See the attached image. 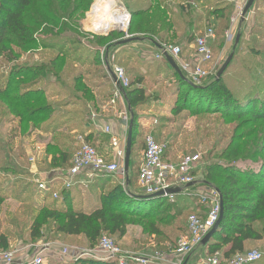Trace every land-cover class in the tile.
<instances>
[{"label":"trees","instance_id":"trees-1","mask_svg":"<svg viewBox=\"0 0 264 264\" xmlns=\"http://www.w3.org/2000/svg\"><path fill=\"white\" fill-rule=\"evenodd\" d=\"M168 1L170 0H138L137 4L135 0H124L126 10L132 17L130 35L138 22L136 33L143 37L137 42L119 45L124 38L123 33L114 32L108 37H102L83 32L81 21L91 9L94 0H0V57L17 62L20 52L37 50L54 54L47 65L34 69L37 74L32 68L15 65L9 72L6 83L0 85V105L6 107V117L8 115L18 120L21 130L29 126L35 128L39 122L49 121L52 107L48 104L50 97L47 96L44 88L33 90L27 88L28 86H14L12 78L22 77L26 73L27 76L34 78L41 77V74L44 77L52 75L66 90L64 79L67 78L68 69L73 64L85 67L90 61L83 60L82 56H78L74 61L67 58L68 51L77 46L82 47V42L79 40L81 35L96 39L95 45L98 47L104 43L105 63L127 67V69L123 68L130 78L126 101L131 108L134 131L126 187L117 184L111 187L114 183L112 179L114 175L98 176L89 182L86 188L91 192L97 188L111 187V190L102 194L97 203L91 207L82 205L85 186L71 190L63 189L59 191L57 199L53 197V192L57 190L52 188L45 198L44 208L34 218L31 239L39 240L43 236L48 237L52 234L72 243L77 238H82L92 247L105 234L120 240L126 236L127 227L134 216L154 218L157 213H161L163 215L156 221L162 223L169 218H175L176 210L181 209L178 213L182 215L186 200L199 197L196 189L200 186L218 191L224 208L218 229L204 247L208 254L221 252L224 259L230 261L246 251L247 242L264 241V34L259 36L261 32L258 33L257 27L251 32L249 40H246L243 34H239L240 39L233 51L232 63L222 77L217 80L216 74L198 86L190 85L167 62H163L165 70L162 80L169 82V87L165 90L160 89L158 94L147 96L144 87L145 77L141 73V67L145 65L142 61L144 59L130 46L140 41H148L159 46L169 44L181 47L185 56L189 45L204 32H201L203 16L198 17L195 22L191 20L187 25L180 14L177 15L172 11L171 3ZM191 2L193 4L189 3L185 9L190 8L191 5L198 7L201 3H209V0H191ZM223 17L224 20H228V16ZM170 33H175L179 37L169 38ZM253 37L256 39H252ZM172 39L178 40L179 44H171ZM218 41L217 38L213 44L214 53ZM237 48L239 53L246 51L247 55L238 68H234ZM76 51L80 52V50ZM88 51L92 54L97 52V48L91 47ZM122 62H124L123 66ZM149 65L151 68L159 63ZM154 72H161V67L158 71L149 70L148 74ZM109 76L107 71L101 80H107ZM84 77L74 80L76 91L84 100L94 102L96 100L94 92L87 87L89 83L84 81ZM31 82L32 80L29 79L28 83ZM153 100H165L171 103L172 110H176L175 113H181L183 110H198L197 112L200 113L218 114L222 119L221 126L227 128L231 134L227 146L216 158L212 159L215 154L213 151L210 152V158L202 172V180L189 189V192L195 191V193L177 194L174 203L167 198H145L138 189L141 154L144 150V144L142 147L138 146L140 116L152 111ZM61 108L86 110V106L82 105L81 101H74L71 98L65 100ZM155 118L158 124L154 133L159 141L167 120L162 117ZM62 123L54 126V132L61 130ZM90 139L91 136L88 135L85 141L90 142ZM95 141L97 138L94 139ZM5 147L10 148V145ZM72 159L73 156L69 152L58 153V158L52 159L51 170L67 171L72 165ZM10 169L12 167H3L0 161V178L2 179L3 172ZM3 191L0 189V213L9 199V194ZM172 208V213L175 215L170 214L171 211L166 213V209ZM160 209L162 210L158 212ZM47 226L50 228L48 229ZM155 232L158 234L157 230ZM8 249V238L1 234L0 250ZM83 260L85 259L79 260L77 264H117L115 261ZM252 264H264V256L262 255L259 261Z\"/></svg>","mask_w":264,"mask_h":264},{"label":"rangeland","instance_id":"rangeland-1","mask_svg":"<svg viewBox=\"0 0 264 264\" xmlns=\"http://www.w3.org/2000/svg\"><path fill=\"white\" fill-rule=\"evenodd\" d=\"M95 1L96 0H94L92 5H94ZM123 1L116 0V3L125 10L126 6ZM135 1L138 4V0ZM168 2L171 3L172 11L177 15L180 14L182 20L187 25L191 20L195 22L198 17L203 16L204 19L201 24V32L209 27L215 29L219 40L215 48V56L219 62L215 70V76L228 58L234 55L233 51L236 48V40L239 34H243L245 39L249 40L251 32L256 27L257 30H259L258 33L261 32L259 36L264 34V0L255 1L249 12L235 22L232 21L233 15L235 14V6L232 0H209V3H201L198 7L191 5L188 9H185V6H189V3L193 4L191 0H170ZM92 13L93 10L89 14L88 20L86 19V13L81 21L83 32L89 35L92 33H88L86 29L92 30V21L90 20ZM223 16H228V20H224ZM207 19L208 21H206ZM137 24H135L131 35L133 38H140L139 40H141L143 36L136 33ZM227 33L232 35V38L229 40H227L226 37ZM175 36L179 37L175 33H170L169 38ZM252 39H256V37ZM79 40L82 42V47L77 46V48L68 51L67 58L74 61L78 56H82L83 60L90 61L86 63L85 67L74 66L73 64L68 69L66 72L67 78H65L66 80L64 79L66 90L63 84L59 83L52 75L44 77L41 74V77L34 78V76H27L26 73L22 77L12 78L14 86H28L27 88L33 90L44 88L47 91V96L50 97L48 99V104L52 107L49 121L39 122L38 126H35V128L29 126L21 130L18 120L12 116L7 115L6 117V107L0 105V161L3 167H12L9 171L6 170L3 172L2 179L0 178V189L9 194V199L4 204L2 212L0 213V235L4 234L8 238V250L18 249L20 253L19 256H21L22 259H27L28 255H32L35 251L42 249L47 244L53 246L68 245L79 248V250L92 251L99 245L98 242L92 247L82 238H77V240L72 243L52 234L48 237L43 236V238L39 240L31 239L34 218L39 215V212L46 204V201L40 197L34 185L32 186V178L30 176L31 169H37L39 172H46L47 174L62 171L60 169L51 170L50 166L52 159L58 158V153L63 151L69 152L71 156H73L78 147L77 139L81 134H83L84 139L90 135V142H86L98 147L99 151L106 149V147L108 148L110 142V137L93 126L91 121V113L98 114L102 121L109 118V109L108 107L106 109V103L109 102V98H107V96H109V90L105 91V89H102L104 81L101 80L105 72H107L104 64L106 61V48L104 43L98 47L95 45L96 39L91 37L88 38L86 35H81ZM170 43L175 45L179 44V41H174L172 39ZM91 47L93 49L97 48V52H93V55L88 51ZM76 50H80V52ZM237 51L235 54V59L237 61L234 68H238L239 64L242 63L247 55L246 51L239 53V48H237ZM20 54L17 62L0 57V85L6 83V78H8L9 72L14 69L15 65H18V67L24 66L25 68H32L34 73H36L34 70L35 68H38V66L44 67V65H47L51 58L54 57L52 52H38L37 50L20 52ZM123 63L124 62L121 63L122 66ZM93 64L94 66H92ZM128 65L130 66L129 63ZM109 66L110 68L113 67L111 65ZM123 67L127 69V67ZM156 74L158 73L154 72L151 78H155ZM81 76H85L84 81H88L89 84L87 87L90 91L93 90L97 94V98L94 102L84 100L81 94L76 91L74 80ZM29 79L32 80L31 83H28ZM149 80L150 81L145 83L147 91L154 89V86L150 83L152 79ZM166 86L169 87V85L166 84L162 89L167 88ZM70 98L74 101H81V104L86 106V110L62 109V103ZM166 104H168V102ZM174 111L176 110H152L150 111L151 113L148 112L147 114L151 116L149 120L155 119V116L167 120V125L163 129L159 141L167 145L168 154L174 162L180 161L189 155L202 154L203 160L196 166V173H194L197 183L202 180V172L205 165L208 163L207 160L210 158V152L213 151L215 154L212 159L216 158L227 146L231 134L227 128L221 126L222 119L218 114L207 112L200 113L197 112L198 110H183L181 113H175ZM149 120H146L145 124H148ZM60 122H64L62 123L63 127L58 132H54V126ZM109 124L113 133H115L116 122L111 121ZM143 124L144 123L140 125V138L138 140V146L141 145V147L144 144V138L148 132L147 128L149 127V124ZM120 134H123V136L125 135L126 138L128 137V132L126 130L124 131V129ZM95 138H97V141L94 142ZM6 139H9V141L11 140V142L9 143L8 141L7 143ZM99 142L101 144H99ZM1 144H5V146L11 144V146L6 149L2 148ZM112 179L114 183L111 187L114 186V184L120 185L123 188L126 187L125 181L127 178L125 179L124 176L114 175ZM111 187L102 189L97 188L93 192L84 187L82 199L85 204L82 205L86 206L89 204L90 207L94 206L98 198L111 190ZM189 189L190 187L186 192H189ZM189 193H195V191H190ZM196 193L201 195L212 194V190L199 186L196 189ZM91 195H93L94 198H91ZM185 205L182 215L178 213L181 212V209L175 211L177 212L176 215L172 213L173 208L166 209V213L171 211L170 214L176 217L169 218L162 223L156 221L163 215L161 213H157V216L154 218L134 216L129 222L126 236L120 240L115 237L111 239L115 240L120 245L124 252V256L131 264H136L131 259L132 256H151L155 253L164 255V264H185L186 259L173 258V251L177 247L181 237L187 234L186 228L189 217L208 211L210 204H202L201 197H195L191 198V200H186ZM161 210L162 209L158 212ZM47 228L49 229L50 226H47ZM155 230L158 231V234ZM104 236L108 237L106 234ZM258 243L259 244H256L257 247L250 250H257L264 256V241ZM199 250L200 249H197L191 255H198ZM74 258L77 257L70 259L64 258L62 261L48 258L44 264H77L78 261L81 260H76ZM86 259L105 261L102 258H97V260L93 258ZM201 259L202 258L196 259L197 264H202Z\"/></svg>","mask_w":264,"mask_h":264},{"label":"built area","instance_id":"built-area-1","mask_svg":"<svg viewBox=\"0 0 264 264\" xmlns=\"http://www.w3.org/2000/svg\"><path fill=\"white\" fill-rule=\"evenodd\" d=\"M97 1V0H96ZM95 1V2H96ZM251 0H232L235 6V14L232 21L243 17L246 5ZM95 5V3H94ZM87 12L86 19L93 10V6ZM120 7V6H119ZM121 8V7H120ZM124 16L127 23L120 27L110 30L106 34H100L92 30L86 29L88 33L94 36L108 37L111 33L120 32L124 34L121 41L132 39L130 35V26L132 17L129 12L123 8ZM87 22V21H86ZM227 40L232 35L227 33ZM217 39L216 31L213 27L204 30L194 41L193 52L190 55L183 56L182 49L179 46L163 44L156 60L166 61L165 54L169 55L176 63L184 78L196 86L201 85L205 80L215 76V70L218 67L213 44ZM106 70L114 74L115 80L112 78L114 88L108 106L115 115V118L123 124L124 131L128 132L131 121V109L127 105L126 90L130 87V78L126 71L117 66L110 68L105 63ZM100 116L91 113V121L93 126L100 129L107 136H110V142L105 152H100L99 148L88 144L83 136L77 139L78 147L73 155L72 165L67 171L39 172L35 169L32 172V183L39 192L40 196L46 197L54 187L56 181L61 182V189L53 192L54 199L58 198L59 191L71 190L75 187L86 186L89 182L100 175H122L127 178L125 172V158L127 138L123 134L113 133L111 127L104 121L100 120ZM157 122L154 123V125ZM127 136V135H126ZM168 147L156 139L154 130H149L144 138V150L141 154V163L138 176V189L146 196H152L164 193V197L171 203L176 200V195L185 193L188 188L196 184V166L203 160L202 154L189 155L180 161L174 162L167 155ZM126 182V181H125ZM170 190H181L180 193L168 194ZM202 204H210L209 210L198 215H192L188 219L187 234L183 235L178 242L177 247L173 251V258L186 259L194 251L202 247L203 240L213 230L220 219L221 201L218 192L212 190V194L201 195ZM19 250H0V264H44L48 258H54L59 261L65 259H86V258H102L105 261H115L117 264H131L124 256V252L120 245L109 237H102L99 245L95 250H79L68 245H50L47 244L42 249L35 251L32 255H28L27 259L19 256ZM262 254L257 250L245 251L236 255L230 261H226L221 252L207 254L203 258L202 264H252L259 261ZM131 259L136 264H164V255L155 253L154 255L132 256Z\"/></svg>","mask_w":264,"mask_h":264},{"label":"crops","instance_id":"crops-1","mask_svg":"<svg viewBox=\"0 0 264 264\" xmlns=\"http://www.w3.org/2000/svg\"><path fill=\"white\" fill-rule=\"evenodd\" d=\"M193 44H194V42L193 43H191L190 45H189V50H188V53H187V56L188 55H190V53H191V51L193 50ZM131 48H133V50H135V51H137L138 53H139V55H141V57L144 59V60H142L144 63H145V65H143L142 67H141V73H143L144 74V77H145V83L146 82H148V81H150L149 79H152L151 80V84L154 86V89L153 90H150V91H147V89H146V91H147V96H153L154 94H158V93H160V89H162V87H164L166 84L167 85H169V82L167 83V82H165L164 80H162V78H163V74H164V70H165V64L163 63L164 61H158V60H156V55L159 53V50L160 49H158L156 46H155V44H153V43H151V42H148V41H145V42H139V43H135V44H132L131 46H130ZM129 47V48H130ZM140 47V48H139ZM155 62H158L159 63V65H154L153 67H151L150 68V65L149 64H154ZM168 63V62H167ZM147 65H149V67H147ZM160 67H161V72H158V73H161V74H156V76H155V78H151V75L152 74H148V71L150 70V71H158L159 69H160ZM154 69V70H153ZM145 83H144V87H145ZM102 89H105V91L107 90H109L108 91V95L109 96H107V98H109V100H110V98H111V96H112V92H113V88H114V83H113V80H112V78L109 76L108 78H107V80H104V84H102ZM167 87V86H166ZM146 88V87H145ZM101 89V90H102ZM166 88H164V89H162V90H165ZM100 90V89H99ZM97 91V90H96ZM153 91H156V92H153ZM94 92V91H93ZM94 95H95V99L97 98V94L94 92ZM106 103V102H105ZM109 103V102H108ZM108 103H106L107 104V106H106V109H107V107H108V109L109 110H111L110 108H109V106H108ZM127 103V102H126ZM167 102L164 100V101H162V100H157V101H154L153 100V102L151 103V105L153 106V108H151V110H172V104L170 103L169 104V102H168V104H166ZM127 105H129L128 103H127ZM108 110V112H109V118H107V117H105V118H107L104 122H106L109 126H110V122L112 121H115L116 122V128H115V133H118V134H120V132H123V129H124V127H123V124L121 123V122H119L116 118H115V115L113 114V112L111 111H109ZM104 111H106V110H104ZM149 113H151V112H149ZM141 125H142V123H144L143 125H148L149 127L147 128V131H149V130H154L155 128H156V125L158 124V120H157V118H155V119H150L149 120V117H151V116H148V114L147 113H145V114H142L141 116ZM156 117V116H155ZM146 120H149L148 122V124H145V122H146ZM155 122H157V124H155L154 125V123ZM108 137H110V136H108ZM8 141H9V139H6V142L8 143ZM5 143V142H4ZM99 144H101L100 142H99ZM4 145V148H6L5 147V144H3ZM10 146H11V144H9ZM1 147L3 148V146H2V144H1ZM99 147H101V146H99ZM106 149H107V147H106ZM106 149H102V150H100L101 152H105V150ZM167 155L168 156H170L168 153H167ZM171 160H172V158H171V156L169 157ZM35 169H31V174H30V176H31V178H32V172L34 171ZM96 179V178H95ZM31 183H32V179H31ZM34 184L32 183V186H33ZM35 187V186H34ZM61 182L60 181H56L55 183H54V189L55 190H60L61 189ZM76 188H78V187H75V188H73V189H76ZM38 192V191H37ZM38 194H39V192H38ZM40 195V194H39ZM48 196V195H47ZM41 198H43V200L45 201V198L46 197H43V196H40ZM81 204H82V202H81ZM83 204H85V202H83ZM89 206V204L88 205H86V207H88ZM256 244H259L258 242H253V241H249V242H247L246 243V251H250V249H254L255 247H257L256 246ZM72 247H74V246H72ZM200 250H199V254L197 255V254H195V255H190V256H188L187 258H186V262H185V264H197V262H196V259H198V258H202L201 260H203V258L204 257H206L207 256V254H208V252H207V250L202 246L201 248H199ZM197 255V256H196ZM201 263H202V261H201Z\"/></svg>","mask_w":264,"mask_h":264},{"label":"water","instance_id":"water-1","mask_svg":"<svg viewBox=\"0 0 264 264\" xmlns=\"http://www.w3.org/2000/svg\"><path fill=\"white\" fill-rule=\"evenodd\" d=\"M254 2H255V0H251L246 5L245 10L243 12V16H245L249 12V10L252 8ZM239 39H240V36L237 37L236 44L238 43ZM137 41H139V40L138 39H128V40H125V41H121L119 43V45H126V44H130V43L137 42ZM155 46L158 49H161V47L159 45L155 44ZM165 57H166V61L168 62V64L177 72V74L181 78L185 79L184 76H183V74L181 73L180 69L178 68V66L176 65V63L173 61V59L169 55H167V54H165ZM232 60H233V55H231L228 58V60L225 62V64L222 66V68L218 72V74L216 76L217 80H219L222 77V75L225 73V71L228 69V67L232 63ZM109 74L115 80L114 74L112 73L111 70H109ZM188 83L190 85L196 86L194 84H191L190 82H188ZM133 131H134V124H133V120L131 118L130 125H129V130H128L127 146H126V158H125V172H126V174L129 173V169H130V160H131L132 144H133ZM180 192H181V190H170V191H168V194H173V193L175 194V193H180ZM218 194L220 195L219 192H218ZM143 196L145 198H162V197H164V193H159V194L152 195V196H146V195H143ZM220 201H221V214H220V219H219L218 223L216 224V226L213 228V230L203 240V243H202V246L203 247H205L210 242L212 236L214 235V233L218 229V227H219V225L221 223V220L223 218L224 208H223V200H222L221 195H220Z\"/></svg>","mask_w":264,"mask_h":264},{"label":"bare ground","instance_id":"bare-ground-1","mask_svg":"<svg viewBox=\"0 0 264 264\" xmlns=\"http://www.w3.org/2000/svg\"><path fill=\"white\" fill-rule=\"evenodd\" d=\"M90 20L92 21V31L102 32L100 34H106L127 23V18L117 5L116 0H97L93 6Z\"/></svg>","mask_w":264,"mask_h":264}]
</instances>
